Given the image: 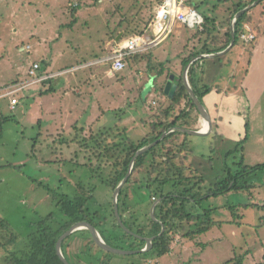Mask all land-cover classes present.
Segmentation results:
<instances>
[{"label": "rangeland", "instance_id": "374dc122", "mask_svg": "<svg viewBox=\"0 0 264 264\" xmlns=\"http://www.w3.org/2000/svg\"><path fill=\"white\" fill-rule=\"evenodd\" d=\"M159 1L98 0L93 4L90 0H0V96L18 81L28 79V69L34 63L42 66L44 74L56 75L49 80L52 90L47 94L39 92L48 85L44 89L37 86L38 93L33 92L38 88H29L27 94L30 90L32 94L28 96L25 91L19 92V103L13 111L0 97V219L7 222L11 235L19 239L18 248L23 246L31 224L55 213L58 203L55 198L66 195L71 199L78 195L77 184L92 191L86 208L91 214H98V219L107 218L106 227L112 229L116 220L112 217L114 191L107 183L114 158L111 154L107 159L99 156L100 151L92 141H99L110 128L117 135L115 125L121 120L127 128L124 135L134 142L144 139L149 133L148 116L168 105L154 89L166 84L165 77L157 78L154 84L153 77L145 76L152 72L147 66L149 54L154 63L168 60L167 67L171 69L178 64L176 55L182 49L189 53L192 46H199L200 40L204 42V36L198 37L196 30L178 27L166 41L150 52H143L144 58L137 66L126 64L120 79L109 78L107 64L102 62L107 42L113 45L121 31L148 33L149 28L143 22L149 20L150 13L154 19ZM190 1L199 4V13L217 24L229 18L233 3H237V0H183L184 5L190 7ZM73 7H78L75 14ZM251 10L244 23L252 18L251 25L259 26L262 38L253 43L254 47L239 39L230 52L211 63L216 85L224 91L229 88L230 92L235 87L236 96L244 101L242 131L235 130L239 135L229 132L224 144L210 136L187 137L193 153L189 162L196 176L204 179L203 194L210 185L225 179L229 170L236 174L241 166H264V3ZM177 31L182 33L180 37L175 36ZM27 45L28 52L18 53L20 47ZM220 61L224 66L221 74ZM157 64L154 67L158 68ZM206 68L203 66V71ZM73 75L86 77L89 83L80 87L79 96L67 94V82ZM215 98L211 95L209 99H214L211 104L205 99L202 103L210 110ZM79 116L83 118L81 121ZM81 124L87 125L84 130H79ZM239 136L241 141L245 137L246 140L235 152ZM75 138L81 142L79 146L73 144ZM229 151L233 153L227 156ZM144 176L143 172L133 179L138 182ZM243 180L251 186L245 191L209 196L200 203L202 210L215 209L208 232L193 239L183 232L173 235L170 252L160 257L148 252L113 255V262L235 264L241 258L242 264H260L264 254V169L244 175ZM123 188L129 208L124 214L119 212L121 220L127 221L131 214L138 223L153 219L148 193L139 182ZM188 210L194 212L195 206H188ZM115 224L119 234L126 233L117 220ZM81 241L79 237L72 239L68 252H86L83 246L88 241ZM0 264H10L1 249Z\"/></svg>", "mask_w": 264, "mask_h": 264}, {"label": "trees", "instance_id": "16d2710c", "mask_svg": "<svg viewBox=\"0 0 264 264\" xmlns=\"http://www.w3.org/2000/svg\"><path fill=\"white\" fill-rule=\"evenodd\" d=\"M90 1L93 4L98 3V0ZM163 1L164 0H160L158 5ZM254 1L256 0H240L234 6L232 14L225 24L231 22L240 10L252 4ZM260 2L264 3V0H261ZM189 5L199 13V4L190 1ZM77 10L78 7H73V14H75ZM151 14L152 13H150L149 20L143 22L144 24L142 23L144 26L146 25L145 27L147 28L152 21ZM200 15L204 19L203 30L196 31V35L198 37L201 35L204 36L203 45L199 50L193 48L191 49L192 52H186V57H181V55L178 56L180 66H178L179 72L177 77H174L176 91L172 97L165 94L164 84L159 88L154 86L159 97L166 99L168 105L166 108L156 110L149 117L148 135L139 142L132 141L124 135L127 131L122 127L121 120L115 125V128H117V135L112 133V129L110 128L105 131L99 141H92L95 148L100 151L99 156H103V158L107 159L106 156L109 157L111 154L110 157L114 158L110 173L108 174L107 183V186L112 191H114L126 175L128 165L139 149L158 140L169 129L182 127L181 122L189 119L192 113L195 112L197 114L196 107L190 100L183 83L182 75L184 69L193 58H196L199 55L215 54L225 50L230 45L231 38L230 29H228L222 36L214 35L211 27L215 21L210 17L203 16L202 14ZM246 16L247 13H244L235 21V42L232 47L237 44L239 34L244 30ZM246 23L250 24L251 19L248 18ZM252 31L256 34V37L262 36L259 26L253 28ZM143 34H145L143 31L132 32L129 34L123 33V37L120 41L132 36ZM198 37H196V39H198ZM210 46H213V48H210ZM142 54L144 53L127 56L125 58L126 64L129 67L137 66L139 61L144 58V55ZM150 59V57L147 59V66L152 72L150 74H145V76H153L155 79L154 84L156 79L162 76H164L165 81H167L173 74V68H168V63L166 62L158 63V68L153 67L150 63ZM200 72L199 60H196L189 67L187 79L191 89L198 100L202 103L203 97L213 89L210 86H199ZM40 73H42V66L40 68ZM51 90L52 87L48 86L45 91H40L39 94H47ZM183 104L184 107H182ZM143 105L145 106L146 103H143ZM84 129V127L79 128V130ZM181 137L182 140L180 139ZM187 137L188 135L176 131L168 133L148 152L136 158L131 175L125 184V186H134L139 182L141 189L146 190L148 193L151 205L154 202L152 201V198L157 201L152 213L153 219H148V223H138L135 216L132 214L129 218L127 217V221L124 222L121 220L123 225L134 234L143 238L154 237L152 248L148 251V253L152 254L154 257L168 254L171 250V239L173 235L179 232H183L184 236L189 237L190 239L208 232L213 224L211 215L215 212V209L208 208L202 210L200 203L203 200H207L209 196L245 191L251 186H248L247 182H244V175H247L250 172H255L256 170L264 169V166L254 168L241 166V170L236 172V174H233L229 170L225 179L210 185L207 193L203 194L204 179L202 176H196L195 171H193L192 165L189 162L193 153L187 144ZM177 138H179V140ZM212 138L215 140V135ZM90 139H93V135L90 136ZM245 140L246 137L243 141L236 144L235 152L242 148V142ZM73 141L76 145L78 143V146L81 143L78 142L77 138ZM101 151L103 152L101 153ZM232 153V151H229L226 155L229 156ZM143 172L145 173L143 179L136 182L133 177L136 174ZM76 188L78 195L74 198L70 199L66 195H62L60 198L54 199V201L58 200V203L56 202L55 204V213L43 217L36 224H31L30 232L26 236L23 246L20 248L17 247L19 239L11 235L7 222L0 219V249L6 253V257L9 258L10 264H63L56 254L55 246L57 240L71 226L84 221L90 223L99 233L102 240L111 247L130 251L142 250L145 247V241L136 239L124 232L119 234L117 232L119 227L115 224L116 220L113 222L112 229H108L106 227L107 218L98 219V214H91L90 210L86 208L87 203L91 198L90 192L92 191H87L82 188L81 184H77ZM123 189L124 188H122L119 193L117 204L118 211H122L124 214L129 207L127 205V195H123ZM83 194H89V197H85ZM81 195H83V197ZM190 205L195 206L194 212L188 210V206ZM58 217H62L61 222L58 221ZM112 217L114 218V213ZM186 225L191 228L187 229ZM162 227L164 228L163 232H161ZM83 235L87 236L84 237ZM77 237L81 240L84 238L88 241L85 245L87 251L70 254L68 252V249H70L69 243L72 239L74 240ZM61 252L70 264H112L111 260L114 255L97 248L90 239L87 230L76 231L63 240L61 243ZM235 264H242V259L238 258ZM260 264H264V254L263 261Z\"/></svg>", "mask_w": 264, "mask_h": 264}, {"label": "crops", "instance_id": "0c3cea01", "mask_svg": "<svg viewBox=\"0 0 264 264\" xmlns=\"http://www.w3.org/2000/svg\"><path fill=\"white\" fill-rule=\"evenodd\" d=\"M227 1V0H226ZM240 0H237V3L239 2ZM249 1H252V0H249ZM258 1V2H257ZM260 1L261 0H256V1H254L252 4H250V5H248L247 7H249V6H251L250 7V9H249V11H247V12H251L252 10V8L254 7V6H257L259 3H260ZM237 3H233V8H234V6L237 4ZM246 12V13H247ZM252 15H254V14H252ZM230 17V16H229ZM228 19V18H227ZM227 21V20H226ZM226 21H224V22H222V23H220V24H217V23H215L214 22V24H213V26L211 27L212 28V30H213V34L214 35H219V36H222L223 34H225L226 33V31L228 30V29H231L230 28V25L229 24H227L228 26H226V24H225V22ZM251 21H252V18H251ZM248 26L249 28H251V29H253V28H255V27H257V26H254L253 24L251 25V23L250 24H247V23H244V27L245 26ZM257 33V32H256ZM120 34H123V33H121L120 32ZM181 32L180 31H177L176 33H175V36L176 37H180L181 36ZM256 35V34H255ZM260 38H262V37H256V39L251 43L252 44V46L254 47V42L256 41V40H258V39H260ZM198 40V39H197ZM120 41V40H119ZM173 41H175V37L173 38ZM194 41V40H193ZM117 42V41H116ZM200 43H199V46H192L191 47V49H195V50H199V49H201V47H202V45H203V42H201V40L199 41ZM107 45H109V46H107V48L105 49L106 50V52H105V55L108 53V52H110V50H111V48L113 47V45H110L108 42H107ZM189 45V44H188ZM28 46V45H27ZM24 47V46H23ZM108 47H110V48H108ZM252 47V48H253ZM22 47H20L19 49H18V53H21L19 50L21 49ZM154 48H156V47H154ZM154 48H151L150 50H148L147 52H150L152 49H154ZM210 48H213V46H210ZM228 48V47H227ZM232 48L233 47H231L225 54H227L228 52H230L231 50H232ZM108 50V51H107ZM254 51H255V48L253 49ZM224 51V50H223ZM184 52V49H182L181 51H180V53L179 54H177L176 55V60H177V63L178 64H175V66L173 67V74L171 75L172 77H173V79H172V81H173V83H175L174 82V77L176 76L177 77V75H178V72H179V69H178V66H180V60L178 59V56L179 55H181V57H186L187 56V53L185 52V53H183ZM222 52V51H221ZM25 53V52H24ZM104 53V52H103ZM218 53H220V52H218ZM215 54H217V53H215ZM224 54V55H225ZM150 55H151V53H150ZM162 55V54H161ZM160 55V56H161ZM204 55H212V54H204ZM160 56H158V59L160 58ZM223 56V55H222ZM105 57V56H104ZM104 57H103V59H104ZM153 56L151 55V59H150V63L152 64V66L154 67V65L156 64V63H164V62H166V63H168L167 61L168 60H166V61H164V59H160L158 62H156V63H154V57L152 58ZM221 57V56H220ZM220 57H217V58H214V59H212V58H208V59H205V60H202V61H200L199 62V66H200V70H201V72H200V76H199V81H200V83H199V86L200 85H205V86H210V87H212V91L210 92V93H208V94H206L204 97H203V100L205 99V102H206V100H208V102L211 104V101L212 100H214V99H209V96H211V95H215V103L213 104V106H211V108H210V110H209V108L206 106V104L205 103H203V106L205 107V109H206V111H207V113L209 114V116H210V118H211V121H212V124H213V130H212V135H211V133H210V135H207V136H210V137H213L214 135H215V140H219V142H221V143H225V142H227V140L229 139L228 138V136L230 135V133L229 132H232V131H234L235 132V130H237V131H242V125H241V121H242V116H241V112H242V109H243V104H244V101H242L240 98H239V96H236V93H237V91H236V88L234 87V91L233 92H230V89L228 88L227 90H225L224 91V89H221L220 88V86H217L216 85V83H215V81H213V78H215V76H214V73H212L211 71V69L213 68V64H211L213 61H215V60H219V59H221ZM100 61V60H99ZM98 61V62H99ZM207 63L209 64V65H207ZM229 63V62H228ZM177 65V66H176ZM212 65V66H211ZM203 66H206L207 68H206V71H203L204 69H203ZM210 66V67H209ZM220 74L222 73V69H223V65H222V61H220ZM30 68V67H29ZM172 68V67H171ZM107 69H108V66H107ZM43 74H44V72H43ZM220 74H218V78H219V75ZM107 75H108V70H107ZM121 72L120 73H118L117 75H115V76H109V78H112V77H118L119 79L121 78ZM149 77V76H148ZM151 77H153V76H151ZM162 77H164V76H162ZM217 77V76H216ZM149 79V78H148ZM148 79L145 81V82H147L148 81ZM27 80V79H26ZM26 80H24V81H18L17 82V84H19V83H24ZM169 81V78H168V80L166 81V84H167V82ZM213 82V83H212ZM67 84L69 85L68 86V89L69 90H67V94H70L71 92L73 93V94H75V95H77V96H79L80 94H81V90H80V87H82L83 85H87V86H89V83H88V81H87V78L86 77H83V76H80V77H78V76H76V75H73V77H71L69 80H68V82H67ZM166 84H165V86H166ZM44 85H48V81L45 83V84H42V85H40V86H42V89H44ZM48 86H52L50 83H49V85ZM164 86V87H165ZM35 88H38L37 86H34ZM225 87H227L226 85H225ZM34 88V89H35ZM74 89V90H73ZM29 89H27V90H25V95L26 96H28V95H30V94H32V91L30 90V92L27 94V91H28ZM38 91H40V88H38V89H35V90H33V92L34 93H38ZM211 98V97H210ZM246 100L247 101H249L248 100V98H247V95H246ZM7 102V104H8V107H9V109H10V105H9V101H8V99L7 98H4ZM202 100V101H203ZM19 103V102H18ZM247 103V102H246ZM153 104H155L156 105V102H154L153 101ZM239 104L241 105V106H239ZM146 106V105H145ZM11 110V109H10ZM146 113V115L148 116L149 115V113H147V112H145ZM152 115V114H151ZM151 115H149L148 116V118L147 119H149V117L151 116ZM81 119H83L81 116H79L78 117V120L79 121H81ZM205 123V122H204ZM204 123H203V121L201 120V118H200V116H199V114L197 113H192L191 114V116L189 117V119H187V120H185L184 122L182 121L181 122V124H182V128H185V129H189V130H193V131H195L197 128H201L202 130L203 129H205V128H203L204 127ZM82 125V124H81ZM73 126V125H72ZM84 126H87L86 124H84ZM83 125L82 126H80V128L81 127H84ZM122 127H124V121L122 122ZM76 127H74V129H75ZM85 128V127H84ZM125 129H127L126 127H124ZM206 131H208V130H206ZM205 131V132H206ZM235 133H237V132H235ZM238 135H239V133H237ZM189 136V135H188ZM181 140H182V137L180 138ZM237 139H239V141H241V139H240V136L237 138ZM238 141V142H239ZM237 142V143H238ZM74 144V143H73ZM154 204H156V203H152V205H154ZM99 234V233H98ZM116 235V234H115ZM83 240L82 241H84L85 239L84 238H82ZM81 241V242H82ZM87 241V240H86ZM83 247H85V245L83 246ZM114 261V259L112 258V260H111V263ZM112 264H120L119 262L118 263H112Z\"/></svg>", "mask_w": 264, "mask_h": 264}, {"label": "built area", "instance_id": "2783aa9c", "mask_svg": "<svg viewBox=\"0 0 264 264\" xmlns=\"http://www.w3.org/2000/svg\"><path fill=\"white\" fill-rule=\"evenodd\" d=\"M203 24V17L194 8L185 6L183 0H164L157 7L154 19L149 24V32L115 42L102 62L108 65V75L115 76L125 70V58L127 56L147 52L151 48L159 46L166 41L178 27L202 31ZM234 25L235 23L231 22L230 28L234 29ZM239 39L242 43L250 44L256 39V35L252 29L246 25L244 30L239 34ZM29 50L30 47L25 46L19 51L24 53ZM40 68L41 66L39 63L32 64L27 72L28 79L24 83L22 82L14 85L0 96L2 98H9V105L12 111L15 110L18 105L17 94L19 92H24L34 86H40L56 76L54 74L49 75L43 74V72L40 73ZM57 75H60V73ZM152 201H155V199L152 198Z\"/></svg>", "mask_w": 264, "mask_h": 264}, {"label": "water", "instance_id": "95a60500", "mask_svg": "<svg viewBox=\"0 0 264 264\" xmlns=\"http://www.w3.org/2000/svg\"><path fill=\"white\" fill-rule=\"evenodd\" d=\"M258 2V1H257ZM252 6V5H251ZM245 7L242 10H240L233 18V20L231 21L232 23H235V21L244 13H246L247 11H249L250 7ZM230 34H231V38H230V45L228 46V48H226L224 51L217 53V54H212V55H199L196 58H193L189 64L186 66V68L184 69V74L182 76L183 78V83L184 86L186 88L187 94L190 98V100L192 101V103L194 104V106L196 107L197 113L199 114L201 120L203 121V123L205 122L208 126V132H202V130L200 131H193V130H189V129H185L182 127H176V128H172L169 129L166 133H164L158 140L154 141L153 143L139 149L134 157L131 159L129 165H128V170L126 175L124 176V178L122 179V181L117 185V187L114 189V193H113V211H114V216L119 224V226L121 227V229L123 231H125L126 233H128L129 235H131L132 237L139 239V240H143L145 241V247L142 250H122V249H117L114 247H111L109 245H107L102 238L100 237V235L98 234V232L96 231V229L88 222H79L76 223L75 225L71 226L65 233H63L59 239L57 240L56 246H55V250H56V254L58 256V258L60 259V261L63 264H70L63 256L62 252H61V243L63 240H65L67 237H69L72 233L79 231V230H87L90 236V239L92 240V242L94 243V245L101 249L104 252L110 253V254H114V255H133V254H144L147 253L148 251H150V249L152 248V241L154 239V237H150V238H143L141 236H138L136 234H134L133 232L129 231L122 223L120 216H119V211H118V204H117V199L119 196V193L121 192V189L123 188V186L126 184L128 178L131 175L132 172V168H133V164L134 161L136 160L137 157H139L140 155L148 152L151 148H153L158 142H160L168 133L171 132H178V133H182V134H186L189 136H196V137H206L207 135H209L212 130H213V124L211 121V118L209 116V114L207 113L205 107L203 106V103H201L198 98L196 97L195 93L193 92V90L191 89L188 80H187V74H188V70L190 65L195 62L196 60L202 61L208 58H217L220 57L222 55H224L233 45L235 42V34H234V29L231 28L230 29ZM122 37V34H120L116 41H119ZM173 77L171 76V79L167 82L165 88H164V92L165 94H168L169 97H172L176 91V84L173 83L172 81ZM150 87V86H149ZM148 87V88H149ZM156 204L152 205L151 207V213H153V209L155 207ZM164 231V228L162 227L161 232Z\"/></svg>", "mask_w": 264, "mask_h": 264}, {"label": "bare ground", "instance_id": "6f19581e", "mask_svg": "<svg viewBox=\"0 0 264 264\" xmlns=\"http://www.w3.org/2000/svg\"><path fill=\"white\" fill-rule=\"evenodd\" d=\"M205 126H206V127H205ZM205 126L203 127V128H205V129H203L202 132H205L206 130H208V126H207L206 123H205Z\"/></svg>", "mask_w": 264, "mask_h": 264}]
</instances>
